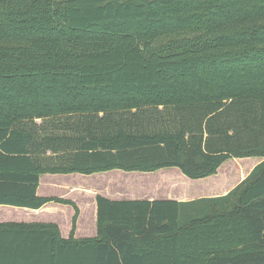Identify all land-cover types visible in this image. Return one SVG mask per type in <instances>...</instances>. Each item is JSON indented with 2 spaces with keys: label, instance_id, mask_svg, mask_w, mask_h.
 <instances>
[{
  "label": "trees",
  "instance_id": "trees-1",
  "mask_svg": "<svg viewBox=\"0 0 264 264\" xmlns=\"http://www.w3.org/2000/svg\"><path fill=\"white\" fill-rule=\"evenodd\" d=\"M250 157L264 0H0V205L72 204L37 196L43 174L199 180ZM97 206L95 239L0 225V264H264V160L225 196Z\"/></svg>",
  "mask_w": 264,
  "mask_h": 264
},
{
  "label": "crops",
  "instance_id": "crops-1",
  "mask_svg": "<svg viewBox=\"0 0 264 264\" xmlns=\"http://www.w3.org/2000/svg\"><path fill=\"white\" fill-rule=\"evenodd\" d=\"M241 160L244 159L236 161L240 162L238 163L240 168L242 167L245 169L243 172H240L239 179L235 182L242 181L258 164L262 162H256V160H254L250 162L247 167H245L241 166ZM249 161L250 160H248V162ZM219 171L220 170H218V173ZM142 174L145 173L137 172L132 175L136 176ZM213 177L211 176V178ZM162 179L165 180V191L160 193L159 191H154L153 188H151L154 192L150 193V190H147L146 188L148 183H142L140 181L135 184L127 183L125 186L115 185V182H104L106 184V186H104L102 181L85 184L82 179L72 178L71 174H44L41 175L39 180L37 196L44 199L56 198L72 204L52 201L46 203L40 209L0 205V225L53 224L58 227L60 237L65 241L95 239L97 237L98 229L97 198L99 196L112 201L167 200L176 202H191L199 199L225 196L232 189H234L235 183L233 181L231 184H228L220 189L215 188L214 191L209 193H192L187 188L178 187L176 183L172 184V181H168L171 180L168 177L165 178L164 176ZM182 179L183 183H185L186 180L183 176ZM139 185L144 186L145 189L139 188ZM170 192H174V195ZM154 194H159V196H155ZM8 243L9 238L6 237L0 244V247H7Z\"/></svg>",
  "mask_w": 264,
  "mask_h": 264
},
{
  "label": "rangeland",
  "instance_id": "rangeland-1",
  "mask_svg": "<svg viewBox=\"0 0 264 264\" xmlns=\"http://www.w3.org/2000/svg\"><path fill=\"white\" fill-rule=\"evenodd\" d=\"M37 123H40V121L38 120ZM236 160H239V159H230L226 161L223 165H221V168H219L220 170L219 173L217 172V174L213 175L215 177L212 176L213 178H211L210 176V177L195 180V181L185 177L181 173V171L177 168L160 169L155 172L145 173V174L136 175V176L132 174H136L137 171L126 172L122 170H111L107 172H101V173H95V174H89V175L81 174V173H73L71 174V176L72 178H75V179H82L83 183L85 184H88V183L91 184L97 181H102L104 186H106L105 184L106 182H115V185L125 186L127 185V183L135 184L140 181L142 183H148L146 185V188L147 190H150L149 191L150 193H153L154 191H159L160 193L165 191V188H166L165 187L166 185L164 182L165 180L162 179V177L165 176V178L168 177L169 179H171L168 181L169 182L172 181V184L176 183L178 187L187 188L192 193L194 192L195 193H209V192L214 191L215 188L217 189L223 188L227 186L228 184H231L233 181L235 182L237 179H239L240 172H243L245 168L244 169L242 167L240 168V165L238 164L240 162H237ZM248 160L250 161L248 162ZM254 160H256V162H261L264 160V158L263 157L244 158V160H241V163H242L241 166L247 167L248 164H250V162ZM169 170H172V171H169ZM119 171H122V172H119ZM138 173H141V172H138ZM147 174H150V175H147ZM51 175H57V174H51ZM182 176L186 180L185 183H183ZM246 177L244 179H246ZM242 181L235 182L234 188L238 186L239 184H241ZM142 185H139V188L145 189V187ZM151 188H153L154 191L151 190ZM173 193L171 194L174 195ZM159 194H154V195L159 196ZM197 215H201V214H197Z\"/></svg>",
  "mask_w": 264,
  "mask_h": 264
}]
</instances>
